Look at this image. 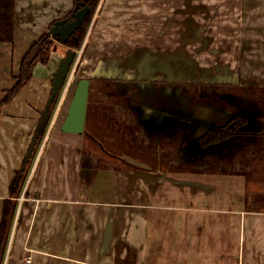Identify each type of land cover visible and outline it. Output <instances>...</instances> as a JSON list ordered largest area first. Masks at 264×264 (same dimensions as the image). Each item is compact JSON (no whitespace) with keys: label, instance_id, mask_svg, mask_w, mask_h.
Returning a JSON list of instances; mask_svg holds the SVG:
<instances>
[{"label":"crops","instance_id":"crops-1","mask_svg":"<svg viewBox=\"0 0 264 264\" xmlns=\"http://www.w3.org/2000/svg\"><path fill=\"white\" fill-rule=\"evenodd\" d=\"M74 1L0 0V101L15 85L25 53ZM10 23L11 40L2 34ZM94 30L85 54L94 55L98 66L87 71L82 64L83 77L264 90V0H108ZM113 34L132 49L124 55L107 51L103 41ZM157 44L162 55L149 51ZM59 51L53 48L48 64H38L29 83L0 108V222L63 58ZM73 93L72 87L55 107L46 142L33 155L37 162L29 163L3 264H264V159L257 162L264 124L250 120L240 129L246 138L235 139L239 143L204 152L196 138L229 114L198 106L185 158L193 167L166 166L145 140L118 153L117 165L99 167L92 141L61 130ZM98 108L85 124L102 125L109 105ZM137 119L159 133H169L176 121L148 107ZM104 139L113 148L121 145L118 138ZM253 150L259 157L237 162Z\"/></svg>","mask_w":264,"mask_h":264},{"label":"trees","instance_id":"trees-1","mask_svg":"<svg viewBox=\"0 0 264 264\" xmlns=\"http://www.w3.org/2000/svg\"><path fill=\"white\" fill-rule=\"evenodd\" d=\"M100 0H75L73 3V8L72 10L63 18L59 20L53 21L51 24H49L48 31L43 33L28 49V51L25 53L20 65H19V70L18 74L16 76V83L13 86L12 89L8 90L2 100L0 101V108L2 105L7 104L11 102L20 92L21 90L29 83L31 78L33 77L34 70L38 64L41 65H47L50 59V51L52 48L57 45L58 43H62L66 48L67 51H73L75 55L77 54L76 52L81 48L87 29L90 25V22L93 18V15L95 11L97 10V7L99 5ZM11 4V3H10ZM88 6L89 7V12L85 16L83 23L81 24L80 28L75 30L74 33L68 38L66 42H63L61 36H52L49 33V30L52 26L56 25L57 22L66 20V22H70L73 20V15L83 9L84 7ZM12 33V25L10 23V26L8 28V32H6V29H3L2 34L4 36H8L6 39L11 40V34ZM91 80V85L89 89V98H88V105H87V115H91L92 113H98L100 112L99 106H101L103 103H107L109 105V109H106L104 113L101 115V119L103 120L104 124L105 123L109 126H115L117 127V134L116 136L120 137L121 132L124 134L125 140L131 139V141H136L138 137H136L135 131L137 132V125L134 123V120L132 117H129L130 111L128 107H124L123 105L120 106L118 104L119 102H127L130 100V98L126 97L129 94L127 91H130V87L127 89L128 85L130 84H136L134 88V93L136 96L139 98L141 97H146L147 93L149 90L153 87L152 83H147V82H139V81H121V80H97V79H90ZM218 85V84H217ZM213 86H202L199 88V86H196L194 84H188L185 86H182L180 88V91H176L175 95H169L168 98L164 101V105L167 103L170 109L173 111L175 110L176 113L180 112L183 114L185 117V121L183 124H179L174 128L175 129H180L184 130L186 134H188L189 131V123L188 121L186 122V119H189L192 117L193 113V107L196 103L199 101H207L209 98L207 97V94L209 96L210 89L213 88H220L222 89V93H224V87H226L224 84L223 85H218ZM177 88L176 86H172ZM237 90L234 88V91ZM62 88L58 95L55 97L54 101L52 102L49 112L50 116H52L55 107L58 104L60 95H61ZM233 92V90L231 89ZM245 91V90H244ZM250 92V90H247ZM250 94V93H248ZM205 95V96H204ZM219 95V94H218ZM232 98L236 100V91L235 94H229ZM252 95V94H250ZM225 96V93L221 95ZM160 97V96H159ZM224 98V97H223ZM243 99L242 101L244 102H256L258 101L257 99H252V96L250 99ZM149 100L146 101L144 98L143 103L148 105V106H153V107H161L163 106V103H156L157 98L156 96L154 97H148ZM116 102H118L116 104ZM119 106L121 109H119ZM137 110H140L138 108ZM127 118V119H126ZM100 120V118L98 117ZM101 120V121H102ZM50 123V120L48 123L41 129L40 133V139L44 137V134L47 130V127ZM88 123V120H87ZM87 123L85 124V129L87 132ZM245 123V120L241 119H234L233 120V125L231 128L229 127H223V128H211L201 139L200 143L201 145L209 146L211 144H218L225 139L234 136L237 134L238 129ZM121 130V131H120ZM88 133V132H87ZM131 134L127 137V134ZM143 139H141V143H144L145 136H141ZM114 138V137H113ZM116 138V137H115ZM122 138V137H121ZM117 139L116 141H118ZM146 141V140H145ZM151 141V140H149ZM140 144V143H139ZM145 147H148L145 145ZM162 160L166 159L164 155L161 157ZM169 158V156L167 157ZM175 157L171 158L174 160ZM180 160L183 161L184 163H179L184 165L186 164H192L191 160L184 159L182 156L180 157ZM29 163H31V159L25 158V161L23 162V166L14 173V176L12 178L11 184H10V189H9V194L10 198L6 199L3 203V210H2V218L0 222V264L4 263V259L7 253V248H8V243H9V238H10V233L13 225V220L17 211V207L19 205V198L21 194H23V197L26 195V191H24V186L26 183V179L29 174ZM24 192V193H23Z\"/></svg>","mask_w":264,"mask_h":264},{"label":"flooded vegetation","instance_id":"flooded-vegetation-1","mask_svg":"<svg viewBox=\"0 0 264 264\" xmlns=\"http://www.w3.org/2000/svg\"><path fill=\"white\" fill-rule=\"evenodd\" d=\"M84 41H85V39H84ZM75 57H76V55H75ZM87 79H89V78H87ZM97 80H105V79H97ZM110 80H121V81L125 80V81H130V82L131 81L132 82L133 81H139V82L152 83L153 87L149 90L146 97H144V98L147 101V100H149L148 97L151 98V97L156 96V98H157L156 103L161 102V103H163V106L153 107V106H148V105L144 104L143 103L144 98L141 96H139V98H138L136 96V94L134 93V88L136 85L134 83L130 84V85H128V87H126L127 89L130 87V91L129 90L127 91V93L129 95L126 96V97L130 98V100L127 102H122V101L119 103L116 102V104L118 103V104H120V106L123 105L124 107H128V109L130 111L129 117H132L134 120V123L137 125V127H136L137 132L135 131L134 135L136 137H139L140 139H143L141 136H145L146 139H144V140H146V143H148L147 148H151V152H153L154 154H158L161 157L164 155V157L166 159H168L167 158L168 156H170V157L172 156V158L175 157L174 160L171 159V162H173L171 165H173V166H177L179 163L183 162L180 160L181 156L185 159L189 155V147H190L191 143L193 142V138L190 134V123L192 121V118L194 117L195 109L198 106L214 107V108L223 110L229 114V118L225 122H223L222 125L211 126L203 134H201L199 137L196 138V140H197L196 143L199 145V147L204 152L209 147H211V146L216 147V145H218L220 143L225 142V143L230 144V145H232V144L235 145V144L239 143V141L235 140V139L246 138V135L241 134L240 129L243 126H245L250 120L264 124V102H263L264 101V92H263L264 90H261L260 92H258L256 90H254V88H246L245 89V87H243V88L239 89V88H237L238 86L236 87L235 85L224 84L226 86V87H224L225 88L224 89L225 96L221 97V95L224 94V93H222V89H220V88L219 89L218 88L210 89L209 96L207 94V97H206V98H209V100L203 101V102L199 101L198 103H196L193 107L192 117L189 119H186V122L188 121V123H189V131H188V134H186V132L184 130H180V129H175V132H174V128L178 124L180 127V125L184 123L185 117L180 112L176 113L175 110L172 111L167 103L164 105V103L166 102V101H164L166 99V97L168 98L169 95H172V97H173V95H175V92L177 90L180 91L179 89L182 88V86H185L188 84H194L196 86H199V88L202 86H211V88L213 86L219 87L218 85H223V84L209 83V82H194V81L182 82V81L170 80V79L159 80V79H153V78H148V79L147 78L146 79L126 78V79H110ZM73 84H74V81H73V76H72L71 83L68 86L66 93L69 90H71ZM90 85H91V80H90ZM173 85L176 86L177 88L172 87ZM234 88L237 89V90H235L236 96H237L236 100L229 95L232 93L235 94ZM231 89L233 90V92L231 91ZM247 90H250V92H248ZM74 91H75V89H74ZM248 93H250L252 95H250ZM251 96H252V99H257L258 101L253 102V103L248 102V100H247V102L242 101L243 99H246L245 97H247V99H250ZM63 98L61 99V95H60L58 104L60 102H62ZM120 106H119V109H121ZM143 107H148L151 109H155L157 111H162L166 115L174 116L176 121L174 122L170 132L169 133H159L157 130H153L150 128L140 126L138 124L137 117H139V112H140L141 108H143ZM138 108H140V110H137ZM54 115H55V113L52 114V116H50V121L52 119H54ZM234 119L245 120V123L238 129L236 135L231 136V137L225 139L224 141H222L218 144H211V145L206 146V147L204 145H201L200 139L211 128H223V127L231 128V126L233 125L232 123H233ZM83 134L87 138L88 137L91 138L89 135V132L88 133L86 132V129H84ZM114 139H116V138H114ZM149 140H151V141H149ZM245 142H247V140ZM38 144H39V141H38ZM125 144L121 143L120 148L126 149L127 145H125ZM113 146L118 147V145H116V143L113 144ZM164 161H165V159H164Z\"/></svg>","mask_w":264,"mask_h":264},{"label":"rangeland","instance_id":"rangeland-1","mask_svg":"<svg viewBox=\"0 0 264 264\" xmlns=\"http://www.w3.org/2000/svg\"><path fill=\"white\" fill-rule=\"evenodd\" d=\"M9 1H11V0H9ZM107 2H108V0H100L99 5L97 7V10L95 11V13L93 15V18H92V20L90 22V25H89V27L87 29L86 36H85V41L83 42L81 48L76 52L77 53L76 57H75L76 59H75V62L73 64V66H72L73 67V69H72L73 81H74V84L72 85L73 89H75L76 82L78 80H80L82 78H88V77H83V75L86 73L85 71L80 72V68H81L80 66L82 64L90 67V68L87 69V71L89 69H92V68L98 66L97 59L93 58L94 55L90 56L89 59H87V54H85V51H86V48H89V46H90V40H91V37L93 36V33L95 31L94 29H95V27L98 26L99 18L102 15L103 9L105 7V4H107ZM157 18L158 19L161 18L159 12H157ZM107 33H109V32H107ZM156 33H157V36L160 38L159 41L161 42V29L154 30V34H156ZM103 45L104 46L108 45V50L107 51H109V50H112V52L117 51L121 55L122 54L124 55V54L128 53L133 47V45H129V44L125 45L124 42H123V45H125V46L121 45L120 42H116V35L115 34L107 36V38L103 41ZM160 46H161L160 44L153 45V46L149 45V51L150 52H154V53H159L158 55H162L163 51H162ZM112 47L115 48V50ZM53 48L58 49V51L60 50L59 54L61 53L60 55L63 56V57L68 52L67 48L62 43H58ZM151 48H156V49L152 50ZM98 50H105V49L104 48H100ZM51 51H50V56H51ZM95 57H97V55H95ZM102 63L104 64L103 66L106 65V62L102 61ZM89 79L94 80V79H101V78H97V76L94 75L92 78H89ZM105 80H110V79H105ZM103 124H104V122L102 123V125L91 127L90 122L87 123V132H89V135L91 137V138L88 137V141H89V143H90V141H92L95 144L96 147L95 148L92 147V148L95 149L97 151V153H99V155H98L99 156L98 157L99 167H103L107 163L108 164L117 165L119 163V160H120V157L117 156L118 153L122 154L123 152H128L130 150H133V148L135 147L133 145V142H135L136 143L135 145H137V144L141 143V140L137 139L136 141H131V139H128V138H127V140H125V139L121 140V137L125 138L124 135L126 133L123 134L121 132L120 137L119 136L117 137L116 136L117 130H118L117 127L109 126V125H104L103 126ZM49 125H50V123H49ZM49 125H48L47 130H46V132L44 134V137L42 139L39 138V144L36 146V150H35L33 155H36L37 152L39 151V149L41 148L42 143L46 142V138H47V136L49 134V128H50ZM129 135H131V134L128 133L127 137H131ZM104 136H106L108 139H110L111 137L118 138L121 141V143H126L127 147L129 149L120 148L119 145H118V147H114L113 148L112 146H110L108 144V140L104 139ZM118 143H119V141H118ZM114 144H115V142H114ZM257 148L263 149L264 148V142L260 141V144L257 146ZM257 148H255V149H257ZM87 149H88V147H86V150ZM254 150L252 151L253 153L252 152L249 153V155L252 154V156H250L249 158L240 157L239 161H237V162H239V163L242 162L243 163L244 160H246L245 162H248L249 159L255 160L259 156L254 152ZM257 151L262 154L261 157L257 158L258 159L257 162L259 163V161L262 162V160L264 159V150L260 151V150L257 149ZM114 153H115V155H113ZM115 156H117V157H115ZM171 158H172V156L171 157L169 156L168 159H165L166 164L171 163ZM36 162H35V157L33 159H31V163H30L31 166L35 165ZM97 163L98 162H94V163L91 162V164H95V165ZM182 163H184V162H182ZM222 163H224V161ZM263 163H264V161H263ZM88 164H89L88 160L84 161V166L87 167ZM150 165H152V164H150ZM155 165H156V163L153 164V166H155ZM185 165L189 166V167H193V162H192V164H190V163L186 164L185 163L184 165L178 164L177 166H185ZM166 166L172 167L170 164L166 165Z\"/></svg>","mask_w":264,"mask_h":264},{"label":"water","instance_id":"water-1","mask_svg":"<svg viewBox=\"0 0 264 264\" xmlns=\"http://www.w3.org/2000/svg\"><path fill=\"white\" fill-rule=\"evenodd\" d=\"M88 12L89 7L86 6L73 15L72 21L66 22V20H63L57 22L56 25L50 28L49 33L52 36H61L63 42H66L68 38L74 33V31L80 28ZM74 62L75 53L73 51H68L63 59L59 62V65L53 77L50 95L37 122L29 151L27 153V158L29 159L33 158V154L36 150V146L38 145V141L40 138L41 129L50 120V106L63 87L64 82L70 75L71 70L73 69L72 66ZM89 88L90 80L87 78H82L76 82L73 97L69 104L66 117L61 125V130L63 132L76 134H82L84 132Z\"/></svg>","mask_w":264,"mask_h":264},{"label":"built area","instance_id":"built-area-1","mask_svg":"<svg viewBox=\"0 0 264 264\" xmlns=\"http://www.w3.org/2000/svg\"><path fill=\"white\" fill-rule=\"evenodd\" d=\"M72 76H73V73H72V71H71V74L68 76V78L66 79V81L64 82V85H63V87H62V92H61V99L64 97V95H65V93H66V91H67V89H68V86L70 85V83H71V80H72ZM61 101V100H60ZM52 122V121H51ZM44 145V143H42V146ZM42 146H41V148H42ZM23 199V194H22V196H21V200ZM30 258H28V260H29Z\"/></svg>","mask_w":264,"mask_h":264}]
</instances>
